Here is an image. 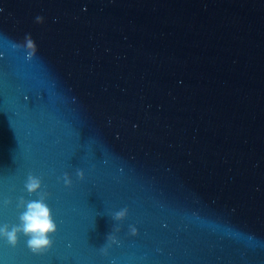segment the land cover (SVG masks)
I'll return each mask as SVG.
<instances>
[{
  "label": "water",
  "instance_id": "1",
  "mask_svg": "<svg viewBox=\"0 0 264 264\" xmlns=\"http://www.w3.org/2000/svg\"><path fill=\"white\" fill-rule=\"evenodd\" d=\"M0 9V226L33 175L58 229L0 264H264V0Z\"/></svg>",
  "mask_w": 264,
  "mask_h": 264
},
{
  "label": "clouds",
  "instance_id": "2",
  "mask_svg": "<svg viewBox=\"0 0 264 264\" xmlns=\"http://www.w3.org/2000/svg\"><path fill=\"white\" fill-rule=\"evenodd\" d=\"M2 11V9H0ZM37 23H43L44 18L37 16ZM26 47L28 51L27 59H32L35 55V48L30 35L25 36L24 45H13V48ZM78 178L82 181L84 179V173L82 171L77 172ZM63 183L65 187H72V179L69 175L65 174L63 177ZM26 192L29 195H38L36 200H25L20 197L16 207L20 210L18 217L19 223L14 225L0 226V239H3L7 244L15 248L20 242V238L23 237L26 241L27 248L33 254H43L50 250L53 246L52 237L57 233V224L53 218L52 211L46 201L49 198V194L42 190V181L40 178L29 175L24 185ZM6 205L11 204V201H5ZM128 215L127 209L120 210L114 214L112 219L116 222H123ZM118 232L119 229H116ZM130 234L136 236L137 230L135 227L130 228ZM119 240L115 235H108L106 247L102 248V251L107 255V248L112 245H118Z\"/></svg>",
  "mask_w": 264,
  "mask_h": 264
}]
</instances>
